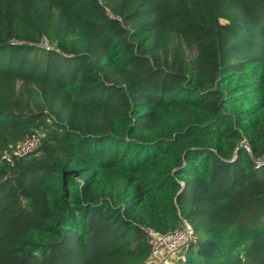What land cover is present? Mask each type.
Here are the masks:
<instances>
[{
	"label": "trees",
	"instance_id": "trees-1",
	"mask_svg": "<svg viewBox=\"0 0 264 264\" xmlns=\"http://www.w3.org/2000/svg\"><path fill=\"white\" fill-rule=\"evenodd\" d=\"M31 135L0 264H147L184 223L172 264H264V0H0V159Z\"/></svg>",
	"mask_w": 264,
	"mask_h": 264
},
{
	"label": "built area",
	"instance_id": "built-area-1",
	"mask_svg": "<svg viewBox=\"0 0 264 264\" xmlns=\"http://www.w3.org/2000/svg\"><path fill=\"white\" fill-rule=\"evenodd\" d=\"M40 46L47 48L46 43L41 44ZM40 139L36 135H31L27 137L23 142H21L16 148L6 151L2 154L0 159V164L3 161L12 162L27 156L28 154L36 151L39 147ZM248 151L249 148L245 147ZM264 166V157L263 159L255 163V167ZM150 241L152 244V258L157 257V254H162V249L167 247V250H177L182 249L194 236L193 229L187 223L172 233L165 235L157 234L151 230H148Z\"/></svg>",
	"mask_w": 264,
	"mask_h": 264
},
{
	"label": "rangeland",
	"instance_id": "rangeland-1",
	"mask_svg": "<svg viewBox=\"0 0 264 264\" xmlns=\"http://www.w3.org/2000/svg\"><path fill=\"white\" fill-rule=\"evenodd\" d=\"M165 247L162 249V254H157V257L151 259L147 264H172L171 259H176L181 253H183L182 249L175 250H167Z\"/></svg>",
	"mask_w": 264,
	"mask_h": 264
}]
</instances>
